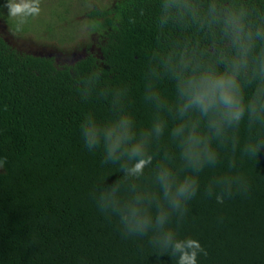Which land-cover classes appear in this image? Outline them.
Returning a JSON list of instances; mask_svg holds the SVG:
<instances>
[{"label":"trees","instance_id":"16d2710c","mask_svg":"<svg viewBox=\"0 0 264 264\" xmlns=\"http://www.w3.org/2000/svg\"><path fill=\"white\" fill-rule=\"evenodd\" d=\"M154 14V0L94 6L87 17L93 28H105L100 54L62 66L21 52L0 35V159L6 158L0 168V264H174L148 237L124 238L116 218L98 210L94 187L112 183L120 173L102 164V152L89 151L79 132L87 112L107 115L102 102L82 101L76 92L77 75L91 70L102 73V86L126 85L137 125L149 123L142 91L157 43ZM0 17L12 32H29L2 7ZM238 170L249 180L247 195L222 204L206 198L203 187L214 173L205 170L201 190L178 226L181 236L206 249L199 264H264V150L239 161Z\"/></svg>","mask_w":264,"mask_h":264},{"label":"clouds","instance_id":"9594fccd","mask_svg":"<svg viewBox=\"0 0 264 264\" xmlns=\"http://www.w3.org/2000/svg\"><path fill=\"white\" fill-rule=\"evenodd\" d=\"M154 3L157 43L142 91L149 123L137 125L126 85L102 86V73L91 70L77 75L76 92L82 101L102 102L107 115L87 112L79 132L84 146L99 149L102 164L120 173L94 187L98 210L116 218L124 238L148 237L174 264H199L206 249L178 226L201 190V174L214 173L203 187L206 198L222 204L247 195L238 162L264 150V0ZM0 7L19 26L40 15L41 0H5ZM5 164L0 159V168Z\"/></svg>","mask_w":264,"mask_h":264},{"label":"rangeland","instance_id":"374dc122","mask_svg":"<svg viewBox=\"0 0 264 264\" xmlns=\"http://www.w3.org/2000/svg\"><path fill=\"white\" fill-rule=\"evenodd\" d=\"M115 0H41L40 15L20 27L29 32H12L0 17V34L21 52L54 59L55 65L73 64L90 52L100 54L101 31L93 28L88 12L94 7L111 8ZM5 0H0L3 5ZM3 11L8 15L7 8ZM10 17V16H9ZM14 24L18 22L10 17ZM93 45V46H90ZM97 45V46H96Z\"/></svg>","mask_w":264,"mask_h":264},{"label":"flooded vegetation","instance_id":"af4514ba","mask_svg":"<svg viewBox=\"0 0 264 264\" xmlns=\"http://www.w3.org/2000/svg\"><path fill=\"white\" fill-rule=\"evenodd\" d=\"M121 0H115V2H113V6L115 5V3H117V2H120ZM97 7V6H96ZM99 8V7H98ZM109 9V8H108ZM105 32V31H104ZM0 35H2L3 36V34L1 33ZM9 43V42H8ZM10 44V43H9ZM93 46V45H92ZM97 46V45H96ZM100 47V46H99ZM20 51V50H19Z\"/></svg>","mask_w":264,"mask_h":264}]
</instances>
